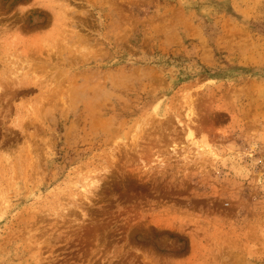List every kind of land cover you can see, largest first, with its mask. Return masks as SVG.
Returning a JSON list of instances; mask_svg holds the SVG:
<instances>
[{
  "label": "rangeland",
  "instance_id": "374dc122",
  "mask_svg": "<svg viewBox=\"0 0 264 264\" xmlns=\"http://www.w3.org/2000/svg\"><path fill=\"white\" fill-rule=\"evenodd\" d=\"M0 264H264V0H0Z\"/></svg>",
  "mask_w": 264,
  "mask_h": 264
},
{
  "label": "bare ground",
  "instance_id": "6f19581e",
  "mask_svg": "<svg viewBox=\"0 0 264 264\" xmlns=\"http://www.w3.org/2000/svg\"><path fill=\"white\" fill-rule=\"evenodd\" d=\"M188 113H191V111H189ZM188 113H187V114H188ZM188 115H189V114H188ZM190 116H193V114H192V115H190ZM188 136H190V137H192V136H193V135H192V133H191V131H190V133L188 134ZM188 136H187V137H188ZM192 138H193V137H192Z\"/></svg>",
  "mask_w": 264,
  "mask_h": 264
}]
</instances>
